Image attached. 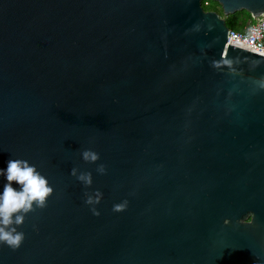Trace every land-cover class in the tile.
I'll return each mask as SVG.
<instances>
[{
    "label": "water",
    "instance_id": "95a60500",
    "mask_svg": "<svg viewBox=\"0 0 264 264\" xmlns=\"http://www.w3.org/2000/svg\"><path fill=\"white\" fill-rule=\"evenodd\" d=\"M204 1L264 15L0 0V168L27 160L53 189L0 217L23 235L0 264H264V55Z\"/></svg>",
    "mask_w": 264,
    "mask_h": 264
},
{
    "label": "clouds",
    "instance_id": "9594fccd",
    "mask_svg": "<svg viewBox=\"0 0 264 264\" xmlns=\"http://www.w3.org/2000/svg\"><path fill=\"white\" fill-rule=\"evenodd\" d=\"M83 156L85 159L91 157L95 160L97 158L90 150H85ZM0 175H3L7 181L3 192H0V217L3 218L4 224L10 223L12 213L21 209L25 211L30 209L33 201L43 207L46 197L53 191L46 177L41 175L35 165L30 164L27 160L8 159L6 167L0 168ZM13 182L20 185L21 188L19 190L14 188ZM21 221L22 217H17V222ZM22 239V234L12 235L0 228V240L9 245L18 247Z\"/></svg>",
    "mask_w": 264,
    "mask_h": 264
},
{
    "label": "built area",
    "instance_id": "2783aa9c",
    "mask_svg": "<svg viewBox=\"0 0 264 264\" xmlns=\"http://www.w3.org/2000/svg\"><path fill=\"white\" fill-rule=\"evenodd\" d=\"M229 44L264 55V15L250 23L244 32L230 29Z\"/></svg>",
    "mask_w": 264,
    "mask_h": 264
},
{
    "label": "trees",
    "instance_id": "16d2710c",
    "mask_svg": "<svg viewBox=\"0 0 264 264\" xmlns=\"http://www.w3.org/2000/svg\"><path fill=\"white\" fill-rule=\"evenodd\" d=\"M203 7L206 12L219 13L221 17L226 20L230 29L238 32H244L250 23L255 22V19H253L252 15L247 11L238 12L235 15L225 16L222 8L217 2L204 1Z\"/></svg>",
    "mask_w": 264,
    "mask_h": 264
}]
</instances>
